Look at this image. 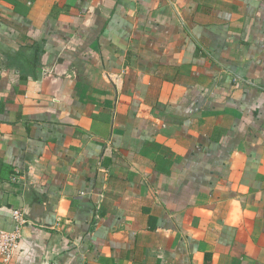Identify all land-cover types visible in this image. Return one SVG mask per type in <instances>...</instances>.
Wrapping results in <instances>:
<instances>
[{"label":"crops","instance_id":"1","mask_svg":"<svg viewBox=\"0 0 264 264\" xmlns=\"http://www.w3.org/2000/svg\"><path fill=\"white\" fill-rule=\"evenodd\" d=\"M0 264H264V0H0Z\"/></svg>","mask_w":264,"mask_h":264},{"label":"built area","instance_id":"2","mask_svg":"<svg viewBox=\"0 0 264 264\" xmlns=\"http://www.w3.org/2000/svg\"><path fill=\"white\" fill-rule=\"evenodd\" d=\"M12 216L15 221V226L12 230L0 229V255L8 260L15 250L19 247L21 239V230L27 219L20 209H13Z\"/></svg>","mask_w":264,"mask_h":264}]
</instances>
